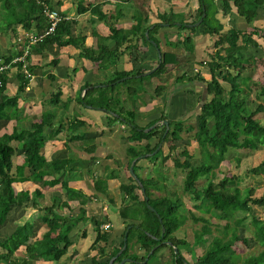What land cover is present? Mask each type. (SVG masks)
<instances>
[{
  "label": "trees",
  "instance_id": "1",
  "mask_svg": "<svg viewBox=\"0 0 264 264\" xmlns=\"http://www.w3.org/2000/svg\"><path fill=\"white\" fill-rule=\"evenodd\" d=\"M122 3L134 9L133 17L136 23L129 28L118 27L111 19H118L119 16L104 11L101 3L90 5L79 3V13L90 11L92 22H96L98 17L100 24L102 22L109 29L108 35L100 33L98 28L91 31L95 37V46L87 44L88 35L85 33H74L77 20L68 17L59 9L62 4L60 0H0V32L9 33L18 42L26 34L39 35L45 32L50 25V20L44 12L46 6L61 11L63 16L55 32L45 36L42 41L28 45L29 42L25 41L21 49L12 51L9 55H4L0 50V59L3 60L0 61V67H4L0 70V121H3V128L11 118L15 117L16 121L12 131L5 130L0 133V224L11 211L15 212L18 209L21 211L30 202L40 207V199L45 193L39 183L44 186L61 183L67 196V200L64 201H61L60 197H55L54 203L45 207L42 220L47 222L49 230L42 239L27 243L34 233V225L31 222L19 224L12 234L4 235L0 239V263L36 264L39 259H47L55 261L54 264H64L60 260L73 243L64 229L79 220L87 222L91 219L94 223L97 236L90 249L97 251L98 255L108 256L106 260L97 262L98 264H108L111 257L117 255L123 247L124 241H121L119 246L113 247L110 252L107 251L106 245H102V242H108L109 239V229L102 227L105 219L94 215L89 218L78 217V214L86 213V206L91 198L63 179L66 171L77 168L76 146L83 148L91 158L98 157L96 137L88 136L81 128L85 124L84 119L72 117L67 122L64 119L57 122L55 119L57 107H68V102L62 98L64 86L59 85L56 90L51 91L50 99L47 100L51 107L43 110L39 120H32L29 126L24 124L23 106L30 99L26 94L27 87H30L36 69L39 66L56 67L63 57V51L58 55L51 54L47 49L48 45L57 44L61 50L71 46L81 48L80 57L93 63L99 62L100 67L107 68L111 64H116L120 56L127 51L131 58L134 57L133 49L138 48V43L134 42L137 36L147 44L155 46L157 62L151 69L160 63L156 70L147 75L143 73L148 69L117 70L111 79L101 85L89 80L84 81L76 93V98L79 99L77 101L82 106L91 105L105 109L104 124L107 128H113L118 120L129 127L127 166L132 181L129 184H122L121 190L125 197L129 198L130 203L120 208V215L126 220L133 221L125 228L127 246L112 264H120L125 258H131L135 264H153V258L163 247L171 249L173 264H187L182 247L188 246L190 251V242L181 227L189 218L188 214H191L195 222L203 223L194 234L196 243L205 242L206 234H212L214 227L222 233L213 236L201 255H196L195 250H191L192 264H238L240 261L243 264H264V247L259 253L247 257H242L236 247L237 242L249 244L251 240L264 241V214L257 215L253 212L255 205L264 206V194H255V187H249L243 193L240 186L241 175L225 176L218 183L207 180L202 188H198V181L203 177L208 178L226 158L231 148L241 154L264 151V120L257 117V114L264 113V82L254 88L255 83H251V76L245 74L248 66L252 64H256L255 66L264 73V63L260 64V57L257 54L244 55V52L252 47L264 50V43L259 41L264 40V25L257 23L264 13V0H199L197 16L192 20H186L184 15L173 10L157 11L152 20L151 13L154 9L150 0H122ZM124 10L121 7L122 13ZM233 12L242 16L250 26L240 28L227 25L226 16ZM201 19L198 25H192ZM184 29H189L186 34L182 33ZM171 33L178 36L174 41L169 40L168 35ZM199 33L209 34L213 39L212 46L209 47L212 49H207L209 59L200 62L209 66L211 79L207 80L200 70L189 75L184 70L176 77V82H182L184 79L204 81L207 83L205 93L212 94L210 100H205V93H197L191 88L189 93L186 92L191 96L197 94L190 104L192 106L187 110L197 108L198 102H202L200 111L196 114V127L194 124H186L187 119L181 117L169 120V130L165 137L163 135L167 129L166 124L159 123L146 131L154 123L168 119V114L162 113L145 124L139 122V117L143 115L141 105L144 104L142 99L140 105L139 92L146 90L144 83L152 82L144 80L160 75L169 65L177 67L183 60H187V55L194 53V40ZM165 45L172 49H166ZM180 51H183V54H180ZM35 53L36 56L33 57ZM20 57L23 59H18ZM188 59L190 60V57ZM13 68L18 83L16 90L11 91L9 89L11 82L8 79ZM81 69L86 72L88 67L83 65ZM26 70L33 75L31 78ZM77 70L75 67L73 72ZM46 72L52 82L57 79L56 73L51 69ZM137 81L143 83L136 85ZM163 86L155 88L164 90ZM85 89L87 90L83 94ZM254 91L256 98L252 99ZM69 98H72V95ZM20 100L24 102L23 105L20 104ZM128 100H131L132 108L126 107ZM111 111L116 114H112ZM185 131H192L193 139L198 144V152L190 153L188 146L185 145L180 155L170 154L171 152L165 154L163 149L159 148L152 155L143 156L154 152L163 141L182 139ZM60 134H64V145L70 149V154L65 158H48L45 153L46 143L60 139ZM186 144L189 145L190 142L187 141ZM175 149L178 150L177 144L173 142L170 150ZM138 156L142 158L136 161L134 171L144 184L146 193L142 191L130 171L132 161ZM171 156L174 165L186 171L184 191L194 199V210L187 209L183 198L175 192L167 191L163 195L156 193L167 189L168 176L164 167H169L167 160ZM238 158L237 162L240 161V157ZM20 159L21 162L18 161ZM143 160H146V165ZM249 171L264 177V157L251 166ZM118 174V170L108 166L107 173L103 176L96 174L93 177L98 197H107L108 179ZM230 181H234L233 185ZM26 182H31L32 187H18L20 183ZM144 194L149 196L148 201ZM107 198V201H113L112 198ZM69 201L76 202L75 207ZM64 208L68 209L67 213L61 211ZM196 209L204 210L205 214L210 213V217L198 215ZM75 212L77 213L74 214ZM244 212L251 214V223L254 226L252 236L245 234L247 217L242 215ZM167 241L177 246L178 251H175L173 245H169ZM25 243L28 256L15 255L19 246ZM155 246L157 248L146 262H143ZM93 259L96 260L95 257Z\"/></svg>",
  "mask_w": 264,
  "mask_h": 264
},
{
  "label": "crops",
  "instance_id": "2",
  "mask_svg": "<svg viewBox=\"0 0 264 264\" xmlns=\"http://www.w3.org/2000/svg\"><path fill=\"white\" fill-rule=\"evenodd\" d=\"M60 1H62L63 5L62 4L61 5L62 8L65 10L64 4L66 0H60ZM76 1L78 3L77 6H79L80 2H83L85 5H90L92 3L94 4L101 3V7L104 9V11H106L107 13L113 12L115 15L119 16L118 19H112L114 22H117L118 27L129 28L136 23V20L133 19L131 15L129 16L126 15V12L119 14L121 10L120 6L123 4L122 0H76ZM154 2L158 3V7L161 6L158 11L173 10L175 13L184 15L186 20H191L194 16L196 17L197 9L199 8V0H155ZM154 2L152 3L154 4ZM63 9L62 11L64 12ZM153 11L154 12L151 13V17L155 13H157V11L155 10ZM64 13L67 14L66 11ZM67 16L72 17L69 14H67ZM74 17L77 20V23L79 24L78 28H76V34L84 31L83 33H85L86 35L89 34L90 36H92L91 31L97 28H98L97 30H99L100 33L102 34L108 35L109 33L108 27L104 25L102 22L100 24V20L98 19V17L96 22H92L91 20L92 15L90 11H87L85 13L78 12V14ZM86 18H89V22L91 23L92 26V28L90 26L88 32L85 31L87 29L86 27L87 25L85 26L82 23V20ZM226 19L228 21L227 25L236 26V27L239 26V23L243 24L242 22H244L245 20L242 16L235 14V12L226 16ZM192 25H198V24L194 23ZM188 30L189 29H184L182 33L186 34ZM168 36L170 41H174L178 37L177 34H173V33L169 34ZM93 38L95 39V37ZM196 38H197L196 40H198L197 45L206 42L209 43V41L212 40L211 35L202 34V33L197 34ZM200 39L201 41H199ZM86 42L88 45L96 46L95 40L93 43L91 42L88 43V36ZM71 47H73L72 49H75L70 51L72 53V57L71 56L62 57L58 66L53 68H42L41 66H39L36 69L33 79L31 80L30 88L28 89L29 91L27 90L26 94L30 98L29 100L36 101L37 104L35 105L39 106L40 108L42 105V108L39 113L36 112L33 114L32 113L33 111L30 109L31 106L29 107L27 105L28 106L27 110L24 109L25 114H27L25 116L27 117V119L29 118L28 121H30V124L32 117L35 120L40 118V116L42 115V111L50 107L47 100L44 101V99L42 100V98L51 90V88L54 89L58 84L59 85L62 84L64 86L63 96H67V94L72 95V98H69L70 97L69 96L63 99V101L68 102V107L59 106L57 107V109H55L56 115H58V117L56 116L57 121L59 117H60L59 120L62 119L63 114H65V112H71V111L74 112L75 114L73 115L74 117H79L84 119L85 124L81 128H83L86 131L88 136L96 137V143L98 146L96 154L98 155V157L96 159H93L91 158L89 153H86L84 151L83 148H79L78 146H76L77 148H75V156L78 157L77 160L78 167L72 171H66L63 175V179L68 180L72 187L82 190L85 194L89 195L91 198V201H89L88 205L86 206V213L78 214L77 215L78 217L84 216L89 218L93 215L97 216L98 218H101L102 215L107 217L105 219V222L102 224V227L104 228V224H110V227L107 228L109 229L108 230L109 239L108 242H102V245H106L107 251L110 252L113 249V247L119 246L121 241H125V237H124L125 228L127 227V225L130 224L131 221H133L131 219L126 220L125 218H122V216L120 215V208L123 205H127L128 203H130V201L128 202L129 198H126L125 193H122L121 190L122 184L124 183L129 184L132 181L129 177L128 166H127L129 160L127 154L129 139L127 138V136L129 134L128 133L129 130L125 129L126 125L124 124H119V125L117 124L118 125L117 129L116 128L114 129V127L107 128L104 124L101 115L99 116L97 114L95 115V117H93V115L90 114L84 108V106L82 108V106L78 104L79 102L76 100L77 99L76 93L84 81L89 80L97 85H101L103 82H107L109 79H111L113 74L117 70L126 69V66L124 65V67L121 66L119 67L121 63L117 62L116 64H111L106 68L103 66L100 67L99 62L93 63L90 60L86 58H82L80 56L79 57L82 58V60H78L79 59L78 54H80L82 49L77 48L75 46H71ZM47 49L50 53L54 55H58L61 51L59 49V46L56 44L48 45ZM127 52L120 56L122 61L123 59H125ZM193 55L194 53L190 55V59L192 58ZM32 56L35 57L36 53ZM81 62L82 64H80ZM83 65L88 67L86 72L84 71L82 72L81 68ZM75 67L78 68L77 72H73ZM49 69H51L57 75V79L54 82H52L47 77L46 70ZM14 70L15 69L13 68L9 72L10 74L8 80L11 82L9 87L11 91L16 90V83H18V79L16 77V73ZM33 87L34 89L30 91ZM86 90L87 89L83 91V94L85 93ZM88 106L89 105H87L86 107L89 108ZM1 125H3V121H0V127ZM26 126H28V124ZM59 137L60 139L56 141H48L46 143V147L49 149V153L47 151L45 153L48 158H65L69 156L70 149L64 145V134H60ZM143 162L146 165V160H143ZM108 166L111 169H116L119 171L118 176L109 178L108 180L107 197L112 198L113 199L112 202L107 201L108 198L105 196L98 197L97 195L98 192L95 190L93 183L94 180L93 177L96 174L103 176L107 172ZM141 173H143V170H141ZM26 183H25V187L27 186ZM28 183L30 184L29 188H31L32 187L31 182ZM41 187L43 188L45 194L44 197L40 199L41 202L40 207L39 206L34 207L33 203L30 202L26 205L28 208L30 207L29 213L27 212L28 208L26 207L21 211L20 209H18V211L15 212L11 211L8 217L2 220L0 224L1 233H6V234L13 233L17 225L23 224L25 222H31L34 225V233L30 237V240L27 243H31L33 241L43 238L44 234L49 230V226L47 222L42 220V217L45 214V207L51 206L54 203L55 197L57 198L60 197L61 201H64L67 200V196L66 193L64 192L63 187L61 186V183H58L54 186L41 185ZM83 187H86L87 189L83 190ZM124 198H126V201H124ZM69 203L72 204V206L74 207L76 205V202L72 203L71 201H69ZM61 211L67 213L68 209L64 208ZM76 213L77 212H75L74 214ZM64 230L67 231L73 243L70 245L68 251L62 256L60 260L61 263L98 264L97 262H102L108 258L106 254L98 255L97 251L90 249L91 245L93 244L97 236V232L94 228V223L91 221V219H89L87 222L85 220L76 221L74 224L66 227ZM187 240L190 242V251L188 250V246H183L182 252L187 259V264H192L193 253H191V250L193 249V244L189 239ZM27 243L24 244L25 252L23 251V249H21L19 252L18 249L15 252V254L28 256ZM93 257H95L96 259L95 261ZM113 257H111V259ZM158 258H161V260L164 261V264H166V262L167 264L173 263L172 252L168 248L167 249L163 248L162 252L160 250L159 254L157 255V259ZM168 259L171 260L172 262L168 263ZM131 260H132L131 258H125L124 262H127V264H135ZM124 262L121 261L120 264ZM143 262H146V259ZM54 263L55 261L47 260V259H39L36 261V264H54Z\"/></svg>",
  "mask_w": 264,
  "mask_h": 264
},
{
  "label": "rangeland",
  "instance_id": "3",
  "mask_svg": "<svg viewBox=\"0 0 264 264\" xmlns=\"http://www.w3.org/2000/svg\"><path fill=\"white\" fill-rule=\"evenodd\" d=\"M155 1V0H154ZM153 0H150L151 3V7L155 10L158 11L160 9V7H158V3L154 2ZM154 2V4L152 3ZM63 5V4H62ZM62 5L60 6L59 9H61L62 11ZM78 3L76 0H66L65 4H64V12L66 11L67 14H69L70 16L74 17L78 14ZM57 7V6H56ZM124 12H126V15H131V17L133 19H135L134 16V9H132L133 7H131L130 5L127 4H123ZM67 9V10H66ZM120 9V8H119ZM163 9V8H162ZM122 13L121 10L119 12V14ZM110 14H114L113 12H110ZM154 16H152V20H154ZM193 17V16H191ZM260 20L257 21L258 24H262L264 25V13L261 14L260 16ZM195 16L192 18L194 19ZM75 19V17H74ZM191 19V20H192ZM112 20V19H111ZM114 22V21H113ZM83 25H87V29L85 31H89L91 23L89 22V18H86L84 20H82ZM88 23V24H87ZM117 25V22H114ZM243 24L239 23L238 27H242V28H246L249 27L250 25L247 23L246 20H244V22H242ZM78 23L76 24V28H78ZM92 28V26H91ZM170 28V27H169ZM174 29H177L175 27H173ZM249 29V28H248ZM78 30V29H77ZM84 32V31H83ZM148 32V31H147ZM76 34V30L74 32ZM136 40H134V42L138 43V48L133 49L134 51V57H138L137 59L132 56H130V54L127 52V55L125 57V59H123V61L121 60V58L119 59V63H121V65H119V67H124V65L126 66V69L129 70H133V71H138L140 69L142 70H147L150 71L151 68L156 64L157 62V58L155 56L156 53V48L155 46H151L149 44H147L146 42H144V40L140 37H135ZM197 38H195V49H194V55L192 56V58L189 60L188 57H190L189 55H187L186 59L187 60H183L181 64L174 66V65H169L168 69H166V71L162 72L160 75H155V77L153 78H148L145 81H152L151 83L146 82L144 83L145 86L147 87L146 90H140V97H138L140 105L141 100H144V104L141 105V109L143 111V115H141V117H139V122L141 124H145L148 120H150L153 117L156 116H160L162 113H166L168 114V121L171 119H179V118H186L187 122L186 124H194L196 127V121H197V117L196 114L197 112L200 111V105L202 102H198V107L195 109H190L187 110V108L189 109L192 105H190L192 103V101H194L195 97L197 96V94L194 95H187V93H189L190 88L191 89H195L196 92L198 93H205V89L207 87V83L204 81H199L197 79L191 80V79H184L182 82H176V77L178 75H180L184 70L188 72L189 74H194V72L196 70H200L201 73L203 74V76L207 79L210 80L211 79V72L209 69V66L207 64H201V61H205L209 59V54H208V50L207 49H212L209 48L212 46L213 43V39L209 41V43H201L200 45L198 44V40H196ZM260 39V38H259ZM94 38L93 36H90L88 34V43H93L94 42ZM201 41V39L199 40ZM262 44L264 43L263 39L259 40ZM204 42V41H203ZM95 44V43H94ZM57 45V44H56ZM166 49L171 48L167 47V45H165ZM22 48V42H18L16 41V39L14 38V36H10L9 33L8 34H4L0 32V50L1 53H3L4 55H9L12 53V51L15 50H19ZM73 47L70 48H66V49H62L59 47V49L61 51H63L64 54L63 57H67V56H71L72 57V53L70 52L71 50H75L72 49ZM172 49V48H171ZM173 50H175L173 48ZM183 51H180V54ZM148 53H151L152 55H149ZM251 53L257 54L258 57H260V64L262 65L264 62V50H260L258 48L252 47L249 51L246 50L244 52V55L249 56ZM52 54V53H51ZM60 54V53H59ZM54 55V54H53ZM124 56V55H123ZM50 56H48V58H50ZM79 57V54H78ZM195 57V58H194ZM47 58V57H46ZM2 59H0L1 61ZM78 60H82V58L79 57ZM121 60V61H120ZM3 61V60H2ZM82 64V62L80 63ZM256 64H252L251 66L249 65L248 68L245 71L246 75H250L251 76V83H255L253 85V87L255 88L257 85L262 84L264 82V73H262L261 71H263L262 69H259L258 67L255 66ZM155 68V67H154ZM15 71V70H14ZM83 72V71H82ZM114 75V74H113ZM220 78L221 80H223L222 78V74H220ZM137 83H139L140 85L143 83L142 81H137L135 84L138 85ZM133 84V83H132ZM224 84L226 86H229V84L227 82H224ZM62 85V84H61ZM164 85V90L160 89H156L155 87H160ZM59 86V84L57 85ZM56 86L55 89H52L42 98V100L44 99V101L49 100L50 96H51V91L56 90L58 87ZM29 88H27L28 90ZM34 89V87L30 90L32 91ZM44 89V88H43ZM29 91V90H28ZM187 92V93H186ZM71 94H67V96H63L62 98H66L69 97ZM205 100H210L212 97V94L210 93H205ZM256 98V93L255 91L252 94V99ZM76 100H79L78 97ZM24 102H22V100H20V104H22ZM36 101H26V103L23 106V115H27L25 114V110H27V107L31 106V110L33 111L32 113H39L41 111V108L37 105ZM79 105H81L80 103H78ZM23 105V104H22ZM28 105V106H27ZM50 105V104H49ZM132 103L131 100H128V102L126 101V107L127 108H132ZM37 106V107H36ZM82 106V105H81ZM51 107V105H50ZM87 108L86 106H84V108L93 115V117H95V115H101L103 121H105V115L106 112L104 111L105 109L103 108H95V107H90ZM83 108V106H82ZM25 109V110H24ZM103 110V111H102ZM188 111V112H187ZM112 114H116V113H112ZM65 115V116H64ZM73 115L74 112H65V114H63L62 119H64L66 122L68 119L74 117ZM34 116V115H33ZM58 117V115H57ZM57 117L55 118L57 120ZM257 117L261 118L264 120V113H259L257 114ZM60 118V117H59ZM58 118V120H59ZM29 119V118H28ZM27 117L25 116L24 119V124H28V126L30 125V121H28ZM67 119V120H66ZM34 120L33 117L31 119V121ZM163 120L158 121L160 123V125H163L165 123H163ZM61 119L57 122H60ZM103 123V122H102ZM16 124L15 121V117L11 118L10 120H8L6 122V127H4V125H1L0 127V133L8 130V131H12L13 125ZM26 124V125H27ZM121 124V122L118 120L117 123L114 125V129L118 128V125ZM212 124V123H211ZM129 127L126 126V130H128ZM126 132V131H125ZM129 133V132H128ZM189 141L190 144L187 145L186 142ZM175 142L177 144V149L178 150H170V145ZM161 148L163 149V153H169L170 154H177L180 155V151H182L186 146H188V149L190 151V153L193 152H198V144L197 142H195V140L193 139V134L192 131L191 132H183L182 134V139L179 140H175L173 141L172 139L169 141H163L161 142ZM49 153V149L46 147L45 148V152ZM155 153V152H154ZM197 155V154H196ZM242 155V156H241ZM238 157H240V161L237 162V159H239ZM264 157V151H258V152H252L251 154H241L240 152L238 153V151L236 149H230L229 152L226 154V158L220 163V165L218 167H216L215 171L210 174L207 177H203L202 179H200L198 181V188H202V186L207 183V180H212L215 183H218L223 177L227 176V177H231L233 175L237 176V175H241V182H240V186L243 189V193L246 192V190L249 187H255V194L257 195H261L264 194V177L262 175H257L255 173H252L249 171L250 167L253 166L254 164H256L257 162H259L261 159H263ZM154 161H156L155 157L153 158ZM22 159L18 160L19 162H21ZM167 164L169 165V167H164L165 169H167L166 173L168 176L167 179V189L165 188L163 191H156V193L158 195H163L165 194V192L170 191V192H175L177 193L180 197L183 198L187 209H192L194 210V199L190 198V195L187 194L184 191V179H185V174L186 171L182 168H178L174 165V159L171 156L168 160H167ZM80 166V165H79ZM78 167V165H77ZM163 168V167H162ZM107 173V172H106ZM109 180V179H108ZM234 181H230V183L232 184ZM27 186L29 187V183H26ZM40 184V183H39ZM21 185V186H20ZM233 185V184H232ZM41 186V184H40ZM44 186V185H43ZM19 188L21 187H25V183H20ZM86 187H83V190H86ZM124 193V192H122ZM145 198L146 196H148L147 194H144ZM149 199V196H148ZM147 200V199H146ZM124 201H126V198H124ZM130 200L128 199V202ZM148 201V200H147ZM38 206V205H36ZM34 205V207H36ZM149 206V204H148ZM26 208H28L27 206H25ZM24 207V209H25ZM30 208V207H29ZM27 209V212H30V209ZM195 212L198 215H205L207 217H210V213H206L204 212V210H195ZM255 214L257 215H262L264 214V206H254V211ZM189 218L186 220V223L181 227V229H183V234L185 235V237L187 239H189L191 241V243L193 244V249L195 250L196 255H201L207 245L209 244V242L213 239V236L215 234H219L222 235L221 232H219L217 230L216 227H214V232L212 234H206V239L205 242L203 243H196L194 241V234L195 232L201 228L202 226V222H195L194 219L192 218L191 214H188ZM242 215H246L247 219H245V234L247 236H252L253 235V231H254V226L251 223V214H249L248 212H244L242 213ZM102 219H106L107 217L102 215L101 217ZM12 234V233H10ZM6 235V233H1L0 232V239L3 238V236ZM125 237H127V233L125 235ZM26 244V243H25ZM236 247H237V251L242 255V257H247L251 254H257L259 253L263 247H264V241H254L251 240V242L249 244H245L243 242H237L236 243ZM163 248H168L169 247H163ZM162 248V249H163ZM19 252L21 249H23V251L25 252V248H24V244H22L21 246H19ZM17 249V250H18ZM161 249V252H162ZM16 250V251H17ZM165 250V249H164ZM15 251V252H16ZM171 251V249H170ZM159 254V252L156 254V256L153 258V264H164V261L161 260V258L157 259V255ZM16 255V254H15ZM17 256H23V255H17ZM173 256V255H172ZM172 262L171 260L168 259V263ZM3 264V263H0ZM167 264V262H166ZM173 264V263H172ZM238 264H243L242 261H240V263Z\"/></svg>",
  "mask_w": 264,
  "mask_h": 264
},
{
  "label": "built area",
  "instance_id": "4",
  "mask_svg": "<svg viewBox=\"0 0 264 264\" xmlns=\"http://www.w3.org/2000/svg\"><path fill=\"white\" fill-rule=\"evenodd\" d=\"M44 12L47 15L48 19L50 20V25L45 30V32L41 33L39 35L38 34H33V33L26 34L25 37H21V39H19L20 42L24 43L25 41H28L29 43H27V45L30 44V43H37L39 41H42L45 38V36L50 35V34L55 32L59 22L63 19L62 12L57 10V9H55V8H50L48 6H46L44 8ZM26 52H28V50ZM18 59H23V57H20ZM3 68L4 67L1 66L0 70L3 69ZM26 72H27V75L30 78L33 76L27 70H26ZM27 88H30V87H27ZM109 227H110V224H104V228L105 229H107Z\"/></svg>",
  "mask_w": 264,
  "mask_h": 264
},
{
  "label": "water",
  "instance_id": "5",
  "mask_svg": "<svg viewBox=\"0 0 264 264\" xmlns=\"http://www.w3.org/2000/svg\"><path fill=\"white\" fill-rule=\"evenodd\" d=\"M204 16H205V14H204ZM202 19H203V18H202ZM202 19H201L199 22L195 23V24H199V23L202 21ZM160 57H161V54H160ZM159 66H160V63H159L155 68L151 69L150 71H146V72H144L143 74H144V75L150 74V73H152L154 70H156ZM138 76H140V75H138ZM89 106H91V105H89ZM111 113H113V112L111 111ZM163 123H165V124L167 125V129H166V131H165V133H164V135H163V137H165V135L167 134V132H168V130H169V121H168V119H164V120H163ZM158 124H159V122L154 123L153 125H151L150 127H148V128L146 129V131H149L150 129L154 128V127L157 126ZM161 145H162V143H160V145L158 146V148H157L154 152H156L159 148H161ZM154 152H152V153H147V154H145V155H143V156L152 155ZM141 157H142V156H138L137 158H135V159L132 161V163H131V165H130V171H131L133 177L136 178V180H137L138 183L140 184V186H141V188H142V191H143L144 193H146V188H145L144 184L142 183L141 179L136 175V173H135V171H134V165H135L136 161H137L139 158H141ZM146 199L148 200V196H146ZM149 207H150L151 209L155 210V208H154L153 206H151L150 204H149ZM160 220L162 221V218H160ZM164 231H165V227H163V232H164ZM167 243H168L169 245H173V243H172L171 241H167ZM126 246H127V237H125V241H124L123 248L117 253L116 256H114V257L111 259V261H110L109 264H112V262L114 261V259H115L119 254H121V252L126 248ZM157 246H159V245H157ZM157 246H155V247L151 250V252L148 254L146 260L149 258L150 254L155 250V248H157ZM173 247H174L175 251H178L177 246L173 245ZM122 261L124 262L125 259H123Z\"/></svg>",
  "mask_w": 264,
  "mask_h": 264
}]
</instances>
